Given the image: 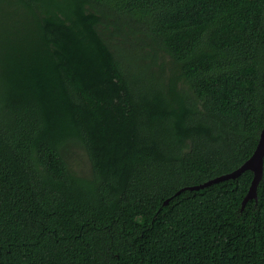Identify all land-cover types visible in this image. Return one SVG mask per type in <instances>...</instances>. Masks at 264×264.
I'll use <instances>...</instances> for the list:
<instances>
[{"label": "trees", "instance_id": "obj_1", "mask_svg": "<svg viewBox=\"0 0 264 264\" xmlns=\"http://www.w3.org/2000/svg\"><path fill=\"white\" fill-rule=\"evenodd\" d=\"M263 121L264 0H0V264H264Z\"/></svg>", "mask_w": 264, "mask_h": 264}, {"label": "water", "instance_id": "obj_2", "mask_svg": "<svg viewBox=\"0 0 264 264\" xmlns=\"http://www.w3.org/2000/svg\"><path fill=\"white\" fill-rule=\"evenodd\" d=\"M263 160H264V121H263L262 128L260 130V133H259L257 145L253 153L239 167H237L231 172L213 177L200 184L183 187L180 190H178L176 194H178L179 192L185 189L197 190V189L211 185L212 183H215L218 181H222L226 179H234L238 175H240L241 172L248 169L252 172L253 177H252L250 186L248 188V191L242 200V203H241V210H242L245 206V203L248 200L250 199H254L255 201L257 200V186L263 175ZM168 201H169V198L164 201V204L168 203Z\"/></svg>", "mask_w": 264, "mask_h": 264}, {"label": "rangeland", "instance_id": "obj_3", "mask_svg": "<svg viewBox=\"0 0 264 264\" xmlns=\"http://www.w3.org/2000/svg\"><path fill=\"white\" fill-rule=\"evenodd\" d=\"M74 152V157L77 158V162L75 165L76 170L81 173V174H87L89 171V162H87V158H85L84 153L78 149V148H73ZM74 166V163L72 161V167ZM89 173V172H88Z\"/></svg>", "mask_w": 264, "mask_h": 264}]
</instances>
